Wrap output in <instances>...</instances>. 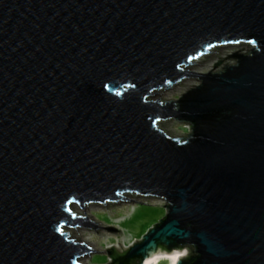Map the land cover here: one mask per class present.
<instances>
[{
  "label": "water",
  "instance_id": "obj_1",
  "mask_svg": "<svg viewBox=\"0 0 264 264\" xmlns=\"http://www.w3.org/2000/svg\"><path fill=\"white\" fill-rule=\"evenodd\" d=\"M220 43L249 50L183 70ZM185 77L199 87L150 100ZM127 193L163 217L105 264H264V0H0V264H83L63 229L102 225L72 206Z\"/></svg>",
  "mask_w": 264,
  "mask_h": 264
},
{
  "label": "rangeland",
  "instance_id": "obj_2",
  "mask_svg": "<svg viewBox=\"0 0 264 264\" xmlns=\"http://www.w3.org/2000/svg\"><path fill=\"white\" fill-rule=\"evenodd\" d=\"M248 50L249 47L243 43L215 46L209 50L211 53L196 58L192 61L193 64L183 70L220 73L225 67L235 65L236 56L246 55ZM199 83V77L178 79L174 84L154 91L150 100L156 102L175 100L189 88L199 87ZM171 104L174 105L175 110L178 109V102ZM157 126L168 136L180 139L185 134L186 123L168 118L160 120ZM123 197L136 202L93 203L86 204L83 209L77 205L72 206L71 212L76 217H85L102 225L96 228L74 226L63 229L70 238L81 241L90 251H94L87 253L81 263L105 264L103 252L106 248L124 247L138 241L146 229L154 227L157 218L163 217L162 205H165L164 201L134 193H127Z\"/></svg>",
  "mask_w": 264,
  "mask_h": 264
},
{
  "label": "bare ground",
  "instance_id": "obj_3",
  "mask_svg": "<svg viewBox=\"0 0 264 264\" xmlns=\"http://www.w3.org/2000/svg\"><path fill=\"white\" fill-rule=\"evenodd\" d=\"M190 62H192V61H190ZM184 68H186V67H184ZM172 84H174V83H172ZM123 195H125V194H122L120 197H123ZM116 201L118 202L119 200H116ZM116 201H114V202H116ZM111 202H113V201H110V203ZM106 203H108V202H105V204ZM83 208H85V204L83 205ZM79 242H81V241H79ZM85 257L86 256H84L83 259ZM178 259H179L178 253H173L170 255L156 254V255L149 257L143 264H175Z\"/></svg>",
  "mask_w": 264,
  "mask_h": 264
},
{
  "label": "trees",
  "instance_id": "obj_4",
  "mask_svg": "<svg viewBox=\"0 0 264 264\" xmlns=\"http://www.w3.org/2000/svg\"><path fill=\"white\" fill-rule=\"evenodd\" d=\"M235 56H236V54H235ZM163 251H165V249L164 248H161ZM127 252H128V250L127 251H125V252H123V253H121V254H113V257H112V259L115 261H117L118 263H120L122 260H123V258H124V256L127 254ZM115 261V262H116ZM116 262V263H117ZM127 264H140V259H138V258H134V259H131V260H129L128 261V263Z\"/></svg>",
  "mask_w": 264,
  "mask_h": 264
}]
</instances>
